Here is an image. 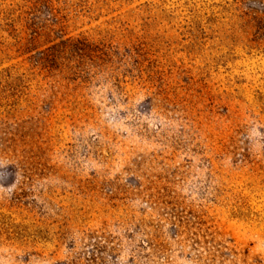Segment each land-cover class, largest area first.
<instances>
[{
    "label": "rangeland",
    "instance_id": "rangeland-1",
    "mask_svg": "<svg viewBox=\"0 0 264 264\" xmlns=\"http://www.w3.org/2000/svg\"><path fill=\"white\" fill-rule=\"evenodd\" d=\"M0 264H264V0H0Z\"/></svg>",
    "mask_w": 264,
    "mask_h": 264
},
{
    "label": "trees",
    "instance_id": "trees-1",
    "mask_svg": "<svg viewBox=\"0 0 264 264\" xmlns=\"http://www.w3.org/2000/svg\"><path fill=\"white\" fill-rule=\"evenodd\" d=\"M34 32H36L37 35L40 36L39 31L35 30ZM47 49L50 50L51 47H48ZM37 54L40 56L38 57V59H36V62H39L41 64H43V62L49 61V57L52 55V54H47V52H45L44 50L37 51Z\"/></svg>",
    "mask_w": 264,
    "mask_h": 264
}]
</instances>
